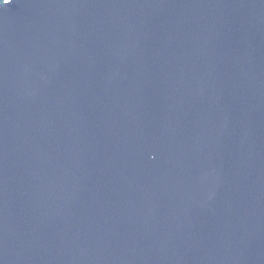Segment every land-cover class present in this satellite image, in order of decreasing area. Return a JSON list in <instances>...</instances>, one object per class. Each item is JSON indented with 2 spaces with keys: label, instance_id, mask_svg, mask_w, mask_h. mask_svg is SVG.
Returning <instances> with one entry per match:
<instances>
[{
  "label": "water",
  "instance_id": "obj_1",
  "mask_svg": "<svg viewBox=\"0 0 264 264\" xmlns=\"http://www.w3.org/2000/svg\"><path fill=\"white\" fill-rule=\"evenodd\" d=\"M0 264H264V0H0Z\"/></svg>",
  "mask_w": 264,
  "mask_h": 264
}]
</instances>
